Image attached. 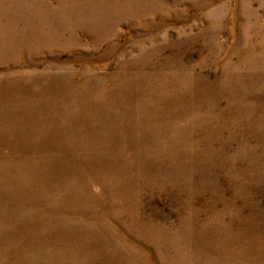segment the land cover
<instances>
[{"label":"rangeland","instance_id":"obj_1","mask_svg":"<svg viewBox=\"0 0 264 264\" xmlns=\"http://www.w3.org/2000/svg\"><path fill=\"white\" fill-rule=\"evenodd\" d=\"M0 264H264V0H0Z\"/></svg>","mask_w":264,"mask_h":264}]
</instances>
